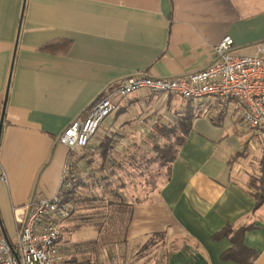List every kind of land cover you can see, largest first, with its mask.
<instances>
[{
  "label": "crops",
  "instance_id": "crops-1",
  "mask_svg": "<svg viewBox=\"0 0 264 264\" xmlns=\"http://www.w3.org/2000/svg\"><path fill=\"white\" fill-rule=\"evenodd\" d=\"M226 38L244 55L264 46V0H0V121L9 87L0 220L7 237L16 238L35 195L58 194L72 161L58 138L105 89L134 74L170 78L202 71ZM62 41L71 42L67 52L46 48ZM152 96L141 91L121 100L123 114L150 105L145 112L154 114ZM161 98L156 125L172 126L192 111L189 101ZM193 105L198 115L171 178L134 205L123 245L131 251L157 234H180L185 242L165 264H241L223 260L232 242L213 236L227 225L251 226L244 244L257 254L253 264H264V206L256 209L251 182L261 176L263 156L252 152L241 114L221 100ZM81 230L61 241L59 264H89L87 248L99 234L80 244ZM79 246L84 252L75 250Z\"/></svg>",
  "mask_w": 264,
  "mask_h": 264
},
{
  "label": "built area",
  "instance_id": "built-area-1",
  "mask_svg": "<svg viewBox=\"0 0 264 264\" xmlns=\"http://www.w3.org/2000/svg\"><path fill=\"white\" fill-rule=\"evenodd\" d=\"M164 97L176 96L193 104L221 100L241 114L252 134L254 148L264 156V46L253 55L237 53L234 42L226 38L214 50L212 62L202 71L170 78L134 74L105 89L90 106L84 118L75 119L58 142L70 153L87 147L103 122L120 109L121 100L137 92ZM73 166L69 161L62 175L61 187L53 198L35 195L25 207L26 215L10 240L0 220V264H59L64 222L72 214L65 194L72 187ZM0 179L7 182L0 163Z\"/></svg>",
  "mask_w": 264,
  "mask_h": 264
},
{
  "label": "rangeland",
  "instance_id": "rangeland-1",
  "mask_svg": "<svg viewBox=\"0 0 264 264\" xmlns=\"http://www.w3.org/2000/svg\"><path fill=\"white\" fill-rule=\"evenodd\" d=\"M157 104L161 106L163 100L161 96H152ZM154 109V114L149 112L152 110V106H146L144 112H136L130 110L128 113L116 116V112L110 115L103 122L98 133L92 138L88 149L77 150V157L82 160L76 164V167H71L72 172L75 176H79L83 180H89L96 182L98 178H101L104 174L110 175L111 180L118 186L123 184L125 180L119 181V176L125 177L127 173V165L130 161L129 155L133 151L139 150V148L145 145V141L151 142L150 132L155 130L157 123L158 112H161L159 107ZM122 108V106L120 107ZM152 113V112H151ZM169 122L168 120H166ZM252 145V144H251ZM106 146L108 150V161L106 163V171H102L103 161L100 154ZM253 153L258 154V149L251 146ZM129 157V158H128ZM74 164L73 160L71 161ZM92 162V163H91ZM123 166V170L118 169ZM115 171L116 177L113 172ZM124 179V178H123ZM94 180V181H93ZM96 180V181H95ZM255 184V179H251ZM160 185V183H159ZM142 188L141 180L138 179L137 183L131 184V193L135 197L131 198L134 203L138 196V190ZM96 196L100 194L94 191ZM91 196V194H90ZM72 205V214L70 218L64 222L62 229L61 241L66 244L69 239L72 238V234L78 230H81L77 235L86 236L80 237L81 241L83 238H92L98 233L99 225L103 223L104 226L101 229L102 236L109 234L112 225V212L106 207L107 205L102 204L98 201L87 202L86 197L81 195L79 201ZM115 221V220H114ZM93 225H97L93 226ZM115 227V226H114ZM96 232V233H95ZM75 234V233H74ZM97 235V234H96ZM102 238V237H101ZM186 237L184 235H178L175 237L159 236L155 238H149L147 240H141L139 243L131 245L133 248L131 251H127L129 246L123 245L122 236L120 235L117 239H103L95 245H90L87 249L89 250V264H165L167 257L171 251L183 245ZM87 240V239H86ZM90 240V239H89ZM98 240V239H97ZM84 243L82 241L80 244ZM147 247V249H145ZM80 248L81 252H84V246H79L75 250L78 251ZM80 252V253H81ZM67 260L69 259L68 253L65 254ZM85 257H82L84 260ZM61 260V258H60ZM86 264L85 261H81L77 264Z\"/></svg>",
  "mask_w": 264,
  "mask_h": 264
},
{
  "label": "trees",
  "instance_id": "trees-1",
  "mask_svg": "<svg viewBox=\"0 0 264 264\" xmlns=\"http://www.w3.org/2000/svg\"><path fill=\"white\" fill-rule=\"evenodd\" d=\"M70 46L71 42L62 41L47 46L46 48L51 50L57 47L62 52H67ZM190 104L192 106V111L189 112L182 121L172 126L158 123L155 126V130L150 132L151 142H148V140L145 141V145L139 148L140 151L135 150L129 155L130 161L127 165L126 176H119V178H117L119 181L125 180L123 184L118 186L111 180V176L106 174L98 178L97 181L95 180L96 182H92L90 178L85 181L79 178L78 175L75 176L74 172L71 173L72 187L69 192L65 194L66 203L75 204L79 201L81 195H84L87 202L98 201L102 204L106 202L107 205L103 206V208L106 209L107 207L110 212H112L111 215H114H112L113 222L111 225L113 228L109 230V234L102 236L101 229L104 224L100 223L98 228L99 238L90 244L95 245L99 243L100 240L107 238L117 239L120 235L123 239L122 243H124V235L131 222L134 205L150 199L159 186L170 180L172 166L178 159L180 149L184 145L186 137L192 131L193 120L198 115L193 103L190 102ZM123 113L124 108H120L116 112V116H120ZM88 146L83 149H87L92 153L91 150L88 149ZM108 150L109 147L106 146L100 154L103 161L102 171H106L107 169ZM71 160H74L73 167H76V164L81 160V158L77 157V151L71 153ZM118 169L123 170L124 168L120 166ZM258 170L261 176L256 179L254 184L255 198L257 200L256 209L264 206V156L259 161ZM113 173L115 175L112 177H116L115 171ZM138 179L141 180L142 188L138 190V196L133 203L131 198L135 197V195L131 193V184L137 183ZM94 191H97V193L100 192V194L98 196L94 194L93 196V193H95ZM93 226L98 227L97 225ZM250 227L251 226L234 230L232 225H227L221 232L213 236L214 239L229 238L232 242V248L223 254V260L234 261L241 264L254 263L257 254L244 244L245 233ZM159 236L166 235L157 234L152 238ZM145 249H147V247Z\"/></svg>",
  "mask_w": 264,
  "mask_h": 264
},
{
  "label": "water",
  "instance_id": "water-1",
  "mask_svg": "<svg viewBox=\"0 0 264 264\" xmlns=\"http://www.w3.org/2000/svg\"><path fill=\"white\" fill-rule=\"evenodd\" d=\"M8 91H9V87H8ZM8 91H7V94H6V99H5V102H4L2 116H1V121H0V140H1V133H2V128H3V121H4V117H5L6 106H7Z\"/></svg>",
  "mask_w": 264,
  "mask_h": 264
}]
</instances>
